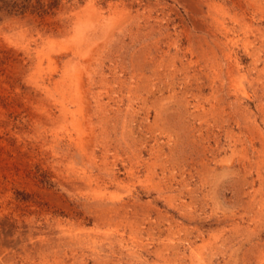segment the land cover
I'll return each instance as SVG.
<instances>
[{
    "label": "rangeland",
    "instance_id": "374dc122",
    "mask_svg": "<svg viewBox=\"0 0 264 264\" xmlns=\"http://www.w3.org/2000/svg\"><path fill=\"white\" fill-rule=\"evenodd\" d=\"M6 1L0 264H264V0Z\"/></svg>",
    "mask_w": 264,
    "mask_h": 264
},
{
    "label": "trees",
    "instance_id": "16d2710c",
    "mask_svg": "<svg viewBox=\"0 0 264 264\" xmlns=\"http://www.w3.org/2000/svg\"><path fill=\"white\" fill-rule=\"evenodd\" d=\"M24 7H23V5H20V4H18V3H15V2H13V3H10V2H8V1H6V0H2V4L0 5V9L2 10H6V11H11V10H19V9H23Z\"/></svg>",
    "mask_w": 264,
    "mask_h": 264
}]
</instances>
